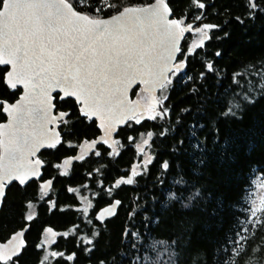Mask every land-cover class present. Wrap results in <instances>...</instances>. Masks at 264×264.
Instances as JSON below:
<instances>
[{
  "label": "snow or ice",
  "instance_id": "6c2138e0",
  "mask_svg": "<svg viewBox=\"0 0 264 264\" xmlns=\"http://www.w3.org/2000/svg\"><path fill=\"white\" fill-rule=\"evenodd\" d=\"M174 2L153 0L147 5L122 7L110 0H95V4H90L89 0H0V85L12 92L20 90L15 99L0 95V113L8 118L7 122H0V201L6 198L11 187L28 186L33 181H43L39 189L44 196L50 194L48 190L53 180L44 181L42 170L48 166L59 169L61 164L53 165L42 158L46 150L58 151L64 146L78 148L87 143L91 155L100 158L104 153L98 149L107 146L111 149L107 150V156L112 157L118 154L109 141L112 134L119 135L113 122L134 128L142 126L145 120H169L172 107L167 103L169 96L164 93L173 86L175 79L187 77V82L194 85L189 94H196L208 75L219 74L215 62L208 59L202 62L203 71L194 76L187 72L190 58L204 50L206 42L213 39L211 33L222 31L231 20L243 24L245 18L255 19L257 12L264 13V0H239L236 6L243 4L245 16H233L227 6L222 11L215 9V0H184V8L180 11L175 10ZM209 8H213V14L228 19L220 24L205 22ZM113 11L115 14L105 15ZM189 36L196 37L198 42L194 39L184 48L182 41H187ZM228 36L229 33L224 32L215 39ZM214 55L220 57L222 52L216 51ZM240 77L245 81L241 82ZM232 83L238 90L227 101L221 118H238L241 102L254 103L257 95H264V63L249 65L234 73ZM136 85L145 86L137 96L143 98V92L151 96L147 106L129 97ZM157 90L160 95H156ZM114 107L118 115L112 114ZM181 111L187 115L192 109ZM197 114L206 115L202 111ZM82 123L95 124L102 134L91 140L79 137L75 129ZM180 123L177 119L176 125ZM209 123L212 126L210 134L216 137L215 143H219L216 121L210 119ZM206 126L195 120L188 124L192 163L199 168L208 163L205 156L207 136H200ZM37 129L42 130L45 138L34 143L30 137H34ZM168 130L161 127L157 133L147 131L149 139L143 141L144 145H148L150 139L154 141L155 136L167 135ZM73 136L77 138L74 144L67 139ZM127 139L135 142L134 137ZM113 143L120 144V141L113 140ZM184 144L185 138H181L173 145V151L178 153ZM140 152L143 154L144 149L140 148ZM84 159V154L76 155L63 159V165ZM154 162L153 156L145 160L141 155L136 165L140 171L131 167L130 175L125 174L126 179H115L116 188L133 186L134 178L150 174L149 166ZM170 168L168 160L160 162V175L157 176L160 186L165 184V174ZM67 190L76 192L74 188ZM108 192L112 193V189ZM116 194L107 197L109 206L98 212L93 209L94 215L89 214L91 202L80 209L88 218L81 219L83 228L77 225L72 229L75 247L90 260L99 252L106 222L123 206L120 199L113 201ZM164 196L169 205L179 203L185 209L212 198L210 193L206 197L203 185L185 180L182 174L174 179ZM139 200L137 196V206L129 212L128 225L121 232L122 241L130 243L133 255L124 253L123 256L129 259V264H176V240L152 239L149 243L150 234L146 236L136 228L134 218L142 207ZM51 210H57L55 201ZM244 211L246 219L238 221L236 230L226 235L217 250L223 254V264H264V244L252 248L248 243L257 229L264 228V218L259 215L264 213V208L246 207ZM26 220L32 221L33 216L28 215ZM144 221L148 228L149 217L145 216ZM27 230L16 232L6 244L0 245V264H19L20 256L28 247L23 239ZM45 231L58 235L51 227ZM62 235L67 237L69 233L66 231ZM18 237L21 238L19 245H12ZM55 246L56 241L43 239L35 245L41 253H46L38 258V264H67L76 259V252L66 255L64 251L47 250ZM94 264H117V258L104 253Z\"/></svg>",
  "mask_w": 264,
  "mask_h": 264
},
{
  "label": "trees",
  "instance_id": "16d2710c",
  "mask_svg": "<svg viewBox=\"0 0 264 264\" xmlns=\"http://www.w3.org/2000/svg\"><path fill=\"white\" fill-rule=\"evenodd\" d=\"M110 2L123 7L147 5L153 0ZM89 3L95 4V0H89ZM237 3L239 0H215L214 8L222 11L227 6L233 16H245V7L242 3L236 6ZM174 8L176 11L184 8V0H175ZM208 13L209 17L205 22L220 24L228 19L227 16L213 14V8H209ZM111 14H115L114 11L105 13ZM224 32L229 33L226 39H215L216 36H223ZM211 35L213 39L206 42L205 49L190 58L187 72L194 76L203 71L202 62L208 59L215 62L220 70L219 74L208 75L196 94H189L194 85L187 82V77L175 79L173 86L166 90V95L169 96L167 103L172 107L169 120H145L142 126L119 127V135L113 134V139L119 140L120 144L112 146L118 155L108 157L107 150L111 149L104 146L98 149L104 153L100 158L87 152L83 161L72 160L66 167L61 166L59 169L51 166L44 168L43 180L54 179L48 196H44L38 187L41 181L30 182L28 186H13L7 191L0 210V241H5L16 230L30 225L26 235L28 247L20 256L19 264H38V258L46 254L36 249L35 245L44 238L48 227L58 232L54 239L56 246L51 250L64 251L66 255L77 253L76 259L67 264H94L95 259L104 253L116 257L117 264H120L121 259L123 264H129V259L123 254L132 256L133 252L130 243L122 241L121 232L128 225L129 212L137 206V196L140 197L139 204L142 207L135 216L134 223L146 236L150 234L149 243L152 239L176 240V264H223V254L217 250L226 235H231L236 230L238 221L246 219L244 209L252 207L254 176L261 174L264 178V95H257L254 103L241 102L238 118H221L220 113L225 110L232 93L238 90L232 83V75L249 65L264 63V13L257 12L255 19L245 18L243 24L231 20L222 31L212 32ZM190 37L182 42L184 48L188 46ZM216 51H221L222 55L216 57ZM239 79L241 82L245 81L244 77ZM138 89L139 86L134 88V97ZM19 91L12 92L0 85V95L11 99L18 97ZM185 108H191L192 112L183 114L181 110ZM201 111L206 115L202 117L197 114ZM6 119V115L0 113V122ZM177 119L181 121L179 125H176ZM210 119L215 120L216 127L219 128V143H215L216 137L210 134ZM194 120L207 125L200 133L201 138L207 136L205 156L208 163L203 168L193 165L194 157L187 140L188 124ZM161 127L169 129L167 135L155 136L154 141L150 139L148 144L150 155L155 158V162L149 166L150 174L134 178L133 186H121L117 189L115 179H126L125 174L130 175V168L140 162L141 154L137 147L140 136L146 135L147 131L157 133ZM75 131L79 137L87 140L98 138L102 134L96 130L95 124H78ZM127 137H134L135 142H130ZM181 138H185V144L178 153L174 152L173 145ZM67 139L69 143L77 142L76 136ZM80 148L64 146L58 151L46 150L42 158L53 165L61 164L63 159L80 155ZM163 160H168L171 168L165 174V184L160 186L157 176L160 175V162ZM89 173L93 175L89 176ZM181 174L185 180L203 185L206 197L210 193L212 198L189 209L183 208L179 203L169 205L164 193ZM69 188L76 189V192H69ZM109 188L112 193H117L113 199H120L123 206L119 207L114 218L106 222L99 252L93 254V259L90 260L75 247L72 229L77 225L83 228L81 219L88 218L83 216L80 209L88 207L91 202L89 214L94 215L93 209L97 211L109 203L107 197L112 195L108 192ZM53 201L57 206L54 211L51 210ZM28 204L35 205L32 221L26 220L30 210V207H26ZM259 215L264 218V213ZM145 216L150 219L148 228L144 226ZM157 220L158 223L155 222ZM66 231L69 235L64 237L62 234ZM248 243L252 248L264 244V228L257 229Z\"/></svg>",
  "mask_w": 264,
  "mask_h": 264
},
{
  "label": "rangeland",
  "instance_id": "374dc122",
  "mask_svg": "<svg viewBox=\"0 0 264 264\" xmlns=\"http://www.w3.org/2000/svg\"><path fill=\"white\" fill-rule=\"evenodd\" d=\"M194 39H196V41L198 42V39L196 37L191 36L190 40H189V43L192 40H194ZM141 90L142 89L139 87L137 92H140ZM164 94L166 95V91H165ZM156 95H160L159 91H158V93ZM142 96H143V98L137 96V93H136V98L139 99L142 102V105L147 106L151 102V96L147 92H143ZM145 139H148V137L146 135H141L140 139L137 141V147H138L139 151H140V148L144 149L143 154L141 152H140V154L143 155V158L146 160L151 155H150V151H149L148 145H144V143H143V141ZM113 140L114 139L112 138L109 141L110 144H112V146L115 145V143H113ZM85 144L86 143H84L82 145V147L80 148V154H84L85 155L88 152L84 148ZM61 166L62 167H66V166L63 165V162L61 163ZM136 170L140 171V169L138 167H136ZM261 178H263L261 174H256L254 176V188L252 190V198H251L252 199V207L258 208V209L259 208H263V205H264V180H262ZM34 214H35V205H31L28 215L34 216ZM43 240L44 241H54V239L52 237L48 236L47 234L44 235ZM47 250L51 251L50 248H48Z\"/></svg>",
  "mask_w": 264,
  "mask_h": 264
},
{
  "label": "water",
  "instance_id": "95a60500",
  "mask_svg": "<svg viewBox=\"0 0 264 264\" xmlns=\"http://www.w3.org/2000/svg\"><path fill=\"white\" fill-rule=\"evenodd\" d=\"M171 18V17H170ZM183 42V41H182ZM137 86H139L141 89H143L145 86L144 85H136L134 88H136ZM134 88L130 91V93H129V97L131 98V99H137L136 98V96L134 97L133 95H132V92H133V90H134ZM158 91L159 90H157V92H156V94L158 93ZM140 103L142 104V102L140 101ZM112 114H115V115H118L119 114V112H118V110L114 107L113 108V112H112ZM108 114H106V116H107ZM8 119V118H7ZM7 119L4 121V122H7ZM113 127L117 130L119 127H121V125H119V124H116L115 122H113ZM41 132H42V130L41 129H37L36 130V132H35V134H34V137H30V140H32L34 143H38L40 140H42V139H44L45 137L43 136V135H41ZM112 137H113V134H112ZM5 139H7V137H5ZM84 148H85V150L86 151H88L89 152V145L86 143L85 145H84ZM48 179H52L53 181H54V179L53 178H48ZM48 179H46V180H48ZM46 180H44V181H46ZM43 181H41V183H42ZM52 187H53V184H52V186L50 187V189L48 190V191H50L51 189H52ZM115 199H118V198H115ZM115 199H113V201L115 200ZM3 203H4V199L2 200V201H0V210H1V208H2V206H3ZM106 206H109V203L108 204H106V205H104V206H102V207H100L98 210H97V212L99 211V210H101L103 207H106ZM119 210V209H118ZM114 218V217H113ZM112 219V218H111ZM29 228H30V225L29 224H27L26 226H24L23 228H20V229H18V230H16L15 232H13L10 236H9V238H7L5 241H0V245H3V244H6L15 234H16V232H19V231H24L25 229H28L26 232H25V236L23 237V239L26 241V243H27V239H26V235H27V232L29 231ZM52 228V227H51ZM53 229V228H52ZM53 232H55V233H58L56 230H54L53 229ZM45 233L48 235V236H50V237H52V238H55V237H57V235L56 236H54L52 233H48V232H46L45 231ZM20 240H21V238L20 237H18L16 240H14L13 242H12V245H19V243H20ZM12 245H9V247H12Z\"/></svg>",
  "mask_w": 264,
  "mask_h": 264
},
{
  "label": "flooded vegetation",
  "instance_id": "af4514ba",
  "mask_svg": "<svg viewBox=\"0 0 264 264\" xmlns=\"http://www.w3.org/2000/svg\"><path fill=\"white\" fill-rule=\"evenodd\" d=\"M4 122V121H3ZM53 239H55V238H53Z\"/></svg>",
  "mask_w": 264,
  "mask_h": 264
}]
</instances>
